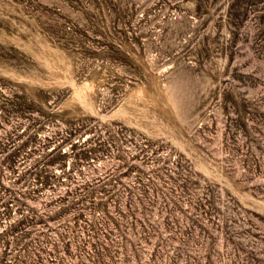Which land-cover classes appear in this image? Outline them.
Returning a JSON list of instances; mask_svg holds the SVG:
<instances>
[{
    "label": "rangeland",
    "instance_id": "1",
    "mask_svg": "<svg viewBox=\"0 0 264 264\" xmlns=\"http://www.w3.org/2000/svg\"><path fill=\"white\" fill-rule=\"evenodd\" d=\"M0 264H264V0H0Z\"/></svg>",
    "mask_w": 264,
    "mask_h": 264
}]
</instances>
